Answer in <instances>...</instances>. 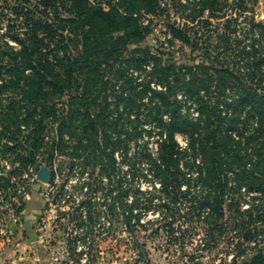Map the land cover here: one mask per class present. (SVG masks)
<instances>
[{
	"label": "trees",
	"instance_id": "16d2710c",
	"mask_svg": "<svg viewBox=\"0 0 264 264\" xmlns=\"http://www.w3.org/2000/svg\"><path fill=\"white\" fill-rule=\"evenodd\" d=\"M165 1L116 0L105 6L91 0H15L2 7L0 21L7 19L9 38L0 39V141L1 152L10 151L13 158L10 166L0 161V218L11 210L17 216L23 213L25 196L42 162L51 171L54 201L58 192L61 197L68 191L57 179L64 174L63 166L56 164L57 155L73 159L93 146L112 161L116 148H127L139 136L138 123L134 128L127 124L135 110V121L140 120L143 103L134 98L150 92L146 121L159 127L161 139L158 159L150 152L146 155L152 158L162 187L174 183L179 188L185 181L192 188L194 179L198 185L194 193L200 196L191 195L190 189L184 196L191 195L199 212L209 208L196 216L198 223H208L205 248L218 244L230 230L234 235L229 246L236 251L233 264H264V21L256 19L251 6L257 0L186 3L191 8L189 22H195L192 15L197 12L208 32L213 19L218 21L215 27L224 26L210 34L215 44L203 40L202 58L194 62L174 56L164 62L161 50L142 44L150 23L141 17L161 13ZM238 13L247 21L244 33L236 29ZM169 25L174 37L200 48L201 40L189 34L194 24ZM151 62L149 73L161 87H152L149 81L138 91L125 82L118 92L110 74L120 79L127 68H146ZM109 90L116 93L113 108ZM127 90L130 96H125ZM192 106L196 116L190 112ZM114 111L117 116L111 115ZM111 129L117 139L110 136ZM178 133L187 138L185 145ZM182 161L189 171L180 166ZM245 187L260 197L258 204L244 207L237 193ZM71 194L56 199V204L66 207L61 219L68 220L69 258L81 262L82 254L88 260L95 255L90 246L86 252L87 245H78L95 233L102 211L93 199L77 201ZM120 199L126 211L129 204ZM132 215L130 207L127 220ZM24 225L26 238L39 236L36 222L25 220ZM251 248L252 257L240 260Z\"/></svg>",
	"mask_w": 264,
	"mask_h": 264
},
{
	"label": "rangeland",
	"instance_id": "374dc122",
	"mask_svg": "<svg viewBox=\"0 0 264 264\" xmlns=\"http://www.w3.org/2000/svg\"><path fill=\"white\" fill-rule=\"evenodd\" d=\"M14 1L0 0V10L8 2ZM91 1L105 4L116 0ZM191 1L194 0H168L167 4L164 2L165 9L161 13L144 14L141 17L142 22L150 23V30L142 44L149 45L152 50L157 48L161 50L164 62L168 56H174L178 61L199 60L204 50L203 40L213 42L214 37L209 38L214 34V30L217 27L224 30L223 25L215 27L218 21L213 19V26H209L211 31L208 32L199 21L202 17L197 15L199 14L197 12L192 15L195 22H189L187 15L191 8L184 5ZM251 6L254 8L256 19L264 21V0H257ZM6 11H10V8ZM236 15V29L244 33L243 28L247 24L244 13ZM207 16L208 12L205 11L203 17ZM186 22L194 24L193 28L189 27V34L192 39L201 40L200 48L194 49L171 33L170 23L183 27ZM0 24V39L9 38L7 19L0 21ZM11 42L15 44L13 40ZM213 43L215 44V41ZM153 65L151 62L146 68L138 69L134 66L127 68L124 77L120 79L114 74L109 76L115 82L118 92L125 82L136 86L138 91L149 81L152 87L159 88L161 84L149 73ZM111 89L115 87L111 86ZM124 93L125 96H130L129 90ZM108 94V100L113 108L116 103L115 90H109ZM151 95L150 92H143L142 96L134 98L137 103H143L139 113L140 120L135 121L137 110L133 111L132 122H129L127 127L134 128L138 123L140 134L128 142L127 148H116L112 161H109L107 155H100L102 151L99 147L95 149L93 146L84 149L81 156L73 159L69 155L56 156L57 166H63L64 169V174H59L60 177L57 179L64 183L68 191L61 197L58 192L54 201L51 193L53 189L51 171L45 162H42L40 169L34 172L31 189L25 196L26 207L23 213L17 216L11 210L9 215L0 218V264H233L232 257L236 251L231 250L228 240L234 232L230 230L225 232L216 245L208 248L204 246L208 223L202 220L198 223L196 216L198 213L208 212L209 208L203 207L201 212L198 208H193L191 195L200 196L197 191L194 193L198 186L194 179L192 188H188V183L184 181L179 188H175L172 183L165 189L161 185L162 178L156 175L152 158L146 155L150 152L153 158L158 159L161 139L159 127L146 121L145 114L151 103ZM124 106L125 102L122 101L119 110L123 111ZM186 109L187 107H184V110ZM118 111L111 115L117 116ZM190 112L197 115L194 106ZM235 132H232L233 136ZM109 134L112 139H117L118 133L114 129L109 130ZM176 137L181 144L187 143L184 134L178 133ZM101 139L103 142V136ZM2 146L3 142L0 141V161L10 166L8 162H11L10 156L12 158L13 156L10 151L1 152ZM190 157L188 155V158ZM39 160H42V157ZM74 162V169L69 170ZM180 166L185 168L186 163L182 161ZM189 170L190 168L186 166V172ZM42 172H47L49 177L42 178ZM189 189L192 194L185 198L184 194ZM71 192V196L77 201L87 197L93 199L96 201L95 206L102 211L101 219L94 227L95 233L89 236L88 242L78 245H87L86 252L90 246L95 255L88 260V257L82 254L81 262L69 258L70 245L67 239L69 235L65 229L68 220L67 217L61 219L66 207L56 204V199L68 198ZM254 194H249L246 187L241 193H237L244 207L260 202V197ZM121 197L129 204L126 211L120 204ZM130 207H133V215L127 220ZM188 212H193L192 216L188 215ZM25 220L36 222L40 233L36 239L31 240L23 235ZM254 251V248L248 249L239 259L249 260Z\"/></svg>",
	"mask_w": 264,
	"mask_h": 264
},
{
	"label": "water",
	"instance_id": "95a60500",
	"mask_svg": "<svg viewBox=\"0 0 264 264\" xmlns=\"http://www.w3.org/2000/svg\"><path fill=\"white\" fill-rule=\"evenodd\" d=\"M41 177H42V178H48L49 175H48L47 172H42V173H41Z\"/></svg>",
	"mask_w": 264,
	"mask_h": 264
},
{
	"label": "crops",
	"instance_id": "0c3cea01",
	"mask_svg": "<svg viewBox=\"0 0 264 264\" xmlns=\"http://www.w3.org/2000/svg\"><path fill=\"white\" fill-rule=\"evenodd\" d=\"M0 261H1V257H0Z\"/></svg>",
	"mask_w": 264,
	"mask_h": 264
}]
</instances>
